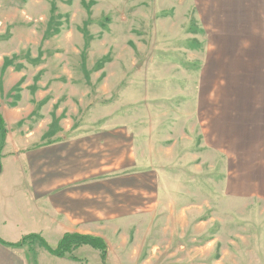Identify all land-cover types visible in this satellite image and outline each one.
<instances>
[{"label":"rangeland","instance_id":"obj_1","mask_svg":"<svg viewBox=\"0 0 264 264\" xmlns=\"http://www.w3.org/2000/svg\"><path fill=\"white\" fill-rule=\"evenodd\" d=\"M0 51L15 56L14 73L21 75L19 91L14 85L3 96L10 99L5 104H18V111L25 112L27 93L50 92L39 101L31 98L35 110L30 115L5 125L10 139L1 146L0 171L13 141L26 147L32 133L36 141L45 140L38 134L49 119L42 110H50L48 126L54 130L61 119L76 124L91 106L104 112L107 103L119 98L134 100L146 125L148 118L155 122L161 117L159 108L166 109L165 118L181 107L189 117L193 112L189 125L194 135L203 137L211 129V143L227 145L228 156L234 144L237 151L239 147L231 121L247 120L241 131L243 177L236 181L243 196L222 201L243 202L248 208L244 216L261 219L243 224L228 220L225 234L242 228L238 249L257 250L264 264V195L251 193L257 180L264 182V176L256 180L252 175L264 169V0H0ZM253 114H258L256 128L250 126ZM223 123L226 131L213 129ZM233 160L227 164L229 178ZM94 250L83 246L77 255L85 264H102L98 253L97 258L91 255ZM210 250L217 254L220 244ZM39 255L43 264H55Z\"/></svg>","mask_w":264,"mask_h":264},{"label":"crops","instance_id":"obj_2","mask_svg":"<svg viewBox=\"0 0 264 264\" xmlns=\"http://www.w3.org/2000/svg\"><path fill=\"white\" fill-rule=\"evenodd\" d=\"M3 58L0 51V113L8 128L35 110L31 98L39 101L50 92L27 93L25 112L18 111V104H5L3 96L21 75L14 73L13 66L1 75ZM129 100L107 103L104 112L91 106L80 122L61 119L54 130L48 126L50 110H42V115L49 116L38 133L45 140L36 141L32 133L26 147L13 141L0 171V264H32V249L38 264H43L40 253L46 258L37 241L20 248L3 242L38 234L52 246L66 233L102 238L107 246L106 264H261L257 250L238 249L244 240L242 228L238 234H225L228 220L243 224L261 219L255 214L244 216L248 208L243 202L222 201L243 196L242 184L236 181L243 177L241 131L248 121H231L236 136L238 131L239 147L237 151L234 144L228 156L227 145L211 143L207 134L211 129L206 128L203 137L194 135L189 125L193 112L191 118L180 107L173 117L164 118L166 109L161 112L159 108L161 117L155 122L148 118L146 125L142 108ZM256 115L250 117L251 128L257 127ZM260 128L264 130V122ZM213 129L226 131L227 126L223 123ZM9 139L7 135L6 142ZM231 158L234 172L229 178ZM252 175L257 180L264 176V169L257 168ZM252 188V194L264 195L263 181L257 180ZM219 244L220 251L213 254L210 249ZM83 246L90 245L72 251L77 259L48 252L52 257L46 262L82 264L77 251ZM94 249L91 255L101 257Z\"/></svg>","mask_w":264,"mask_h":264},{"label":"trees","instance_id":"obj_3","mask_svg":"<svg viewBox=\"0 0 264 264\" xmlns=\"http://www.w3.org/2000/svg\"><path fill=\"white\" fill-rule=\"evenodd\" d=\"M55 11V4L51 5V13L53 14ZM47 35V31L45 32ZM14 55L12 57L5 56L3 58V64L1 68V75L6 70L7 67L12 66L14 62ZM21 82H18L15 86V89L19 91V84ZM1 84V83H0ZM16 98L19 97V95L15 96ZM11 106H15V103H10ZM6 139V127L4 123V119L0 113V151L1 146L3 143H5ZM37 241L39 242L50 254L63 257V256H70L72 259H77L72 254V251L84 244L90 245L100 251V255L102 258L103 263L106 260L107 256V246L104 240L100 237L91 236V235H85V234H77V233H66L62 236V238L59 240L58 244L56 246L49 245L40 235L38 234H30L23 236L22 239H20L18 242L14 243H5L4 244L16 248L24 247L26 244H30L31 242ZM31 261L32 264H38L36 260V256L34 253L31 255ZM82 261V260H80ZM82 264H85L84 261H82Z\"/></svg>","mask_w":264,"mask_h":264}]
</instances>
